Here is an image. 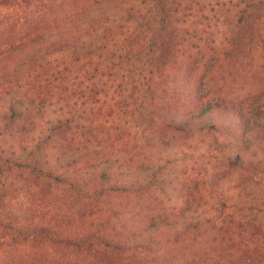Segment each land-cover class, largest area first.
I'll return each mask as SVG.
<instances>
[{"label": "trees", "instance_id": "obj_1", "mask_svg": "<svg viewBox=\"0 0 264 264\" xmlns=\"http://www.w3.org/2000/svg\"><path fill=\"white\" fill-rule=\"evenodd\" d=\"M0 264H264V0H0Z\"/></svg>", "mask_w": 264, "mask_h": 264}, {"label": "rangeland", "instance_id": "obj_2", "mask_svg": "<svg viewBox=\"0 0 264 264\" xmlns=\"http://www.w3.org/2000/svg\"><path fill=\"white\" fill-rule=\"evenodd\" d=\"M114 254L118 255L120 258L124 256V253H123V252L117 253V252L115 251Z\"/></svg>", "mask_w": 264, "mask_h": 264}]
</instances>
